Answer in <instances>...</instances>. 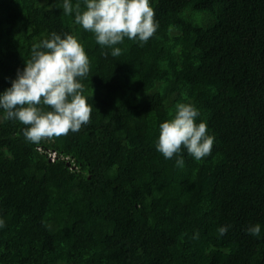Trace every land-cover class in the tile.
<instances>
[{
	"label": "trees",
	"instance_id": "1",
	"mask_svg": "<svg viewBox=\"0 0 264 264\" xmlns=\"http://www.w3.org/2000/svg\"><path fill=\"white\" fill-rule=\"evenodd\" d=\"M150 2L154 34L112 56L62 0H0V91L33 43L71 32L93 105L79 131L39 142L0 109V264H264V0ZM179 102L215 137L183 167L156 148Z\"/></svg>",
	"mask_w": 264,
	"mask_h": 264
},
{
	"label": "clouds",
	"instance_id": "2",
	"mask_svg": "<svg viewBox=\"0 0 264 264\" xmlns=\"http://www.w3.org/2000/svg\"><path fill=\"white\" fill-rule=\"evenodd\" d=\"M62 0L64 13H74V20L94 34L101 46L112 56H119L118 46L127 37L146 42L159 26L150 0ZM105 54H109L105 51ZM91 61L84 44L71 32L52 31L31 46L24 67L17 68L9 86L0 91L2 119L20 121L25 139L39 142L45 138L79 131L90 120L92 104L85 95L84 80L89 77ZM200 109L193 102H179L170 118L159 123L156 148L165 158L176 157L183 167V151L199 160L210 154L214 134L205 120H197ZM6 224L0 216V228ZM230 224L220 225L223 235ZM246 231L258 235L259 222ZM198 236V231L194 233Z\"/></svg>",
	"mask_w": 264,
	"mask_h": 264
},
{
	"label": "rangeland",
	"instance_id": "3",
	"mask_svg": "<svg viewBox=\"0 0 264 264\" xmlns=\"http://www.w3.org/2000/svg\"><path fill=\"white\" fill-rule=\"evenodd\" d=\"M49 155L51 156V158L53 159L54 157H56L57 156V152L56 151H54V150H52V151H50L49 152Z\"/></svg>",
	"mask_w": 264,
	"mask_h": 264
}]
</instances>
